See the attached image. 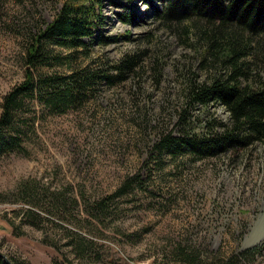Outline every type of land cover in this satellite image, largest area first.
<instances>
[{
  "label": "rangeland",
  "instance_id": "374dc122",
  "mask_svg": "<svg viewBox=\"0 0 264 264\" xmlns=\"http://www.w3.org/2000/svg\"><path fill=\"white\" fill-rule=\"evenodd\" d=\"M149 1L152 5L101 0L96 8L103 19L101 34L119 36L128 30L130 38L94 42L75 60L74 65L97 66L135 57L137 64L121 80L101 84L95 96L62 114L46 111L36 100L23 106L34 125L26 132L23 152L0 156V252L8 258L27 264H174L184 250L198 260L230 256L229 264H264V141L203 159L154 151L162 133L178 134L185 127L199 132L205 123L229 121L227 110L215 102L183 112L184 93L192 83L229 68L204 54L207 34L202 36L188 20H164L161 4ZM65 2L69 0H0V103L23 79L30 36ZM122 13H132L133 22L119 20ZM252 46L255 54L245 65L264 79V46ZM68 68L66 63L40 71ZM128 178L139 183L132 182L129 192L116 198L110 207L113 218L101 231L92 229L96 254L88 261L65 245L63 228L47 222L41 228L20 226L13 210L21 204L1 201L24 182L37 186L41 195L61 192L74 207L68 218L75 224L68 223L67 229L78 231L82 225L85 231L94 226L82 219V197H105ZM255 247L254 255L240 257L239 252Z\"/></svg>",
  "mask_w": 264,
  "mask_h": 264
},
{
  "label": "trees",
  "instance_id": "16d2710c",
  "mask_svg": "<svg viewBox=\"0 0 264 264\" xmlns=\"http://www.w3.org/2000/svg\"><path fill=\"white\" fill-rule=\"evenodd\" d=\"M100 1L69 0L50 22L30 36L23 56V79L3 95L0 103V156L23 152L22 142L26 132L34 126L33 120L23 112L26 102L36 100L46 111L62 114L82 106L95 96L101 84L113 85L123 78V73L137 64L135 57H127L112 65H74L78 53L86 52L94 42L106 44L130 38L128 30L119 36L101 34L99 25L103 19L96 10L101 5ZM144 1L152 5L149 0ZM156 1L161 4L160 14L164 20H188L202 36L207 34L204 54L206 52L213 59L220 60L223 63L221 67L229 68L226 73H219L207 81L192 83L184 93L183 112H188L190 107H206L215 102L227 110L229 121L205 123L199 132H191L185 127L178 134L162 133L153 145L155 153L170 157L191 155L203 159L264 141V79L252 74L244 61L255 54L252 42L264 46V0ZM118 17L125 23H131L134 19L132 13H122ZM54 47L71 50L72 53H54ZM66 63L69 68L65 71H40L44 67L65 66ZM107 66L116 73H110L111 69ZM132 182L139 183L135 178H128L117 190L97 200L82 197L80 210L85 214L82 219L94 226L89 229L87 226L85 231L82 225H78V231L67 229L68 223L75 224L68 218L74 207L61 192L46 191L41 195L43 191L39 193L37 186L24 182L16 193L8 195L6 199L1 198V201L11 200L21 204L13 210L20 226L41 228L43 222H47L63 228L66 232L65 245L75 257L88 261L96 254L93 236L96 237L97 233L92 229L101 231L105 222L113 218L110 207L117 197L129 192ZM3 219L14 228L9 217ZM78 222L81 223V220ZM256 248L241 251L239 255L247 258L256 253ZM179 253L181 255L174 264H229L233 259L229 256L220 260L215 258L214 261L210 260L211 257L198 260L194 258L196 255L187 251L179 250ZM9 259L13 264H27L17 258ZM0 264H6L1 257Z\"/></svg>",
  "mask_w": 264,
  "mask_h": 264
},
{
  "label": "water",
  "instance_id": "95a60500",
  "mask_svg": "<svg viewBox=\"0 0 264 264\" xmlns=\"http://www.w3.org/2000/svg\"><path fill=\"white\" fill-rule=\"evenodd\" d=\"M0 257L3 259V261H4L6 264H13V263L11 262V260H10L7 256H5L3 253H1V252H0Z\"/></svg>",
  "mask_w": 264,
  "mask_h": 264
}]
</instances>
